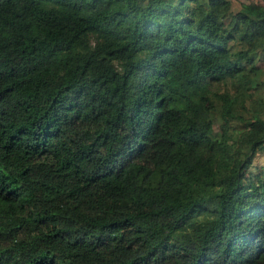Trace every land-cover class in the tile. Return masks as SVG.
Instances as JSON below:
<instances>
[{
	"label": "trees",
	"instance_id": "obj_1",
	"mask_svg": "<svg viewBox=\"0 0 264 264\" xmlns=\"http://www.w3.org/2000/svg\"><path fill=\"white\" fill-rule=\"evenodd\" d=\"M236 4L0 0V264H264V0Z\"/></svg>",
	"mask_w": 264,
	"mask_h": 264
},
{
	"label": "rangeland",
	"instance_id": "obj_2",
	"mask_svg": "<svg viewBox=\"0 0 264 264\" xmlns=\"http://www.w3.org/2000/svg\"><path fill=\"white\" fill-rule=\"evenodd\" d=\"M236 1L237 0H232L233 9H235L237 6ZM256 1L262 2L263 0H256ZM257 64H259L260 67H259V71L256 75L257 81L256 80L254 81L256 83L255 84L256 88L253 89L254 93L264 91V57L259 59ZM262 115L264 116V112H262ZM261 159H262V155L257 154L253 160L254 161H257V160L260 161Z\"/></svg>",
	"mask_w": 264,
	"mask_h": 264
}]
</instances>
